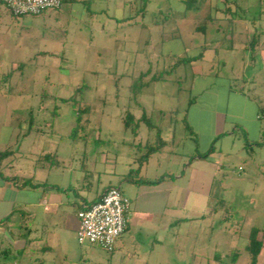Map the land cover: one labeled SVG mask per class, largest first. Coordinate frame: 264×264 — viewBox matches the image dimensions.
Wrapping results in <instances>:
<instances>
[{
  "label": "rangeland",
  "instance_id": "1",
  "mask_svg": "<svg viewBox=\"0 0 264 264\" xmlns=\"http://www.w3.org/2000/svg\"><path fill=\"white\" fill-rule=\"evenodd\" d=\"M113 2L112 17L103 18L107 32L100 31L101 22L88 25L97 28L91 32L79 17L50 10L48 25H31L29 37L18 39L23 17L15 20L0 3V152L14 151L4 159L5 174L35 179L41 190L49 179L68 186L78 178L100 190L111 183L127 186L118 174L138 168L137 158L146 145H155L162 129L169 145L164 155L151 158L150 172L161 165L177 173L190 155L213 149L203 159L210 190L204 197L190 192L177 212L173 201L175 218L158 216L154 222L157 238L131 227L115 256L81 245L62 223L63 209L48 231L37 227V244L52 250H29L12 260L250 264L246 245L254 227L264 240V145L258 146L264 141V0ZM201 24L205 29L197 31ZM255 38L262 50L251 48ZM199 53L198 61L177 63ZM80 112L83 124L72 135ZM126 121L140 123L137 134Z\"/></svg>",
  "mask_w": 264,
  "mask_h": 264
},
{
  "label": "crops",
  "instance_id": "2",
  "mask_svg": "<svg viewBox=\"0 0 264 264\" xmlns=\"http://www.w3.org/2000/svg\"><path fill=\"white\" fill-rule=\"evenodd\" d=\"M0 3L2 4L1 0ZM113 3V0H70L58 11L64 10L65 14L70 18L76 16L79 17V21L82 24L87 25V27L92 24L93 21L101 22L102 27L100 28V31L107 32V27L103 22V18L110 19L112 17L110 15V9L113 6ZM76 7H78V10ZM48 13L49 11L45 14L35 16L38 17L36 18L37 20L31 22H26L23 17V29L17 34L16 38H22L24 37L23 35L29 37V28H31V25L40 24L43 27L48 25L47 22L50 19ZM13 18L18 21L20 19ZM209 19H211V17H205L206 21ZM221 19L231 24H236L238 22V20L233 17H223L220 18V20ZM202 23L204 24V22ZM141 25L145 27L144 22L140 23V27ZM203 28L205 29V25L203 26L201 24L196 30H202ZM228 29L230 36L235 34V30H233L235 27H233V25L229 26ZM90 30L93 32L96 31L97 28L93 27L90 28ZM18 47L19 44H17V48ZM257 49L262 50L261 45ZM190 51L192 52V49L188 52ZM201 57L202 53H199L193 55L191 58H195V61H198ZM240 95L243 99H250L247 98L248 96L244 92H240ZM190 106H193V102L190 103ZM186 124L189 123H185V128ZM191 128L193 129L192 126ZM161 133L162 135L164 133L162 132V129ZM165 141L167 142V140ZM168 145L169 142H167L166 147ZM158 153L164 155L163 150ZM192 156L193 158L190 155L189 162L179 163L180 167L178 172L176 171L177 173H173L172 171L164 172V168L161 165L160 167L158 166L159 168L155 172H150L149 164L151 157L150 160L141 167L139 174L136 175V177L127 178L128 180L125 179L131 170H135L132 167L118 174L120 180L123 179L124 182L127 183V186H124L122 185L123 182H120L119 186L124 194L132 201V205L127 232L119 238L115 250L109 253H113V256H115L121 243L125 240V235L130 231L131 227L136 228L140 233L150 232L149 235H155L157 238L158 233L153 228V226H155L154 222L156 219H160L158 216H161V218L164 216L175 218L176 215L171 209L173 201H175L174 207L177 206L175 207V212H177L180 209L178 207L181 206L178 205V202L184 197L186 198L190 192L201 197H204L205 194L209 192L211 182L209 167L205 164L206 161L200 157L199 153L193 154ZM138 159L139 158H137V160ZM106 161L109 162L108 157ZM49 180L44 181V188L41 190V187H18V185L8 183L0 178V264H18L16 261L12 260V257L15 256V254L25 256L29 250H52V247L50 246L40 247L39 244H37V242L42 240V238L37 235L39 232L37 227L48 231L52 226V222H54L52 221L53 215L59 214L63 209L62 223L65 226H69L77 235L80 225L78 217L79 212L97 202L109 187L117 186L116 184L111 183L100 190L99 186L94 188V185L86 183V181L85 183H82L78 178L74 181H70L71 183L68 186L60 181L51 182ZM184 180H187L188 185L190 184V186H184L182 183ZM33 182L35 184H40V182H37L35 179ZM22 194L26 196L25 199L20 197ZM10 215H12L11 218L8 221H4L6 218H9ZM200 216L203 217V213H201ZM196 218L200 219L201 217H195V219ZM182 220L184 219H180V221ZM170 225L172 226V224ZM141 235L142 234H140V236ZM18 241H21L22 246L19 248L14 247L15 242ZM7 245L8 247H6ZM263 251L264 248L259 256L258 264H264V256H261ZM2 257H5V259L3 260ZM35 264H46V261H41Z\"/></svg>",
  "mask_w": 264,
  "mask_h": 264
},
{
  "label": "built area",
  "instance_id": "3",
  "mask_svg": "<svg viewBox=\"0 0 264 264\" xmlns=\"http://www.w3.org/2000/svg\"><path fill=\"white\" fill-rule=\"evenodd\" d=\"M14 16L41 15L60 9L62 0H2ZM242 170V168H240ZM131 200L120 187H111L96 203L82 209L77 239L81 245L90 244L113 252L119 238L127 231Z\"/></svg>",
  "mask_w": 264,
  "mask_h": 264
},
{
  "label": "trees",
  "instance_id": "4",
  "mask_svg": "<svg viewBox=\"0 0 264 264\" xmlns=\"http://www.w3.org/2000/svg\"><path fill=\"white\" fill-rule=\"evenodd\" d=\"M69 1L70 0H62L63 5L65 3H67V2H69ZM2 4L4 5L3 1H2ZM60 9H57V10H60ZM45 13H47V12H45ZM45 13H43V14H45ZM33 16H39V15H33ZM14 17L15 18H22V17H25V16H14ZM260 45H261L260 40L255 38L254 41L252 42V47L251 48L253 49V51L254 50L256 51L257 48L260 47ZM193 61H195V58H184V57H182V58H179V60L177 61V63H181V62H193ZM82 119H83V114H81V112H80V114H78V119H77L78 122L76 123V125L74 127V131H73V134L72 135H74L78 131L77 129L80 128V125L83 124ZM143 119L145 120V122L148 124L149 127H153L152 123L149 120H147L148 118H147L146 111H144ZM134 120H135V118L132 117L131 118V121L133 122ZM139 121H141V119ZM134 124L135 125H132L130 122L126 121V125L128 127H132V130L134 131V133L137 134V130L139 129V124L140 123L137 122V123H134ZM186 128L191 132V134H194L193 129L191 128V126L189 124H186ZM222 136H224V135H221L220 137H222ZM166 145H167V142L162 137L161 130H159L158 131L157 141L155 142V145L148 144L146 146L145 153L142 154L139 157V159H138V164H139L138 165V168L135 169V170H131L125 179L131 178L134 175H138L141 167H143L150 160V158L154 154L162 151L166 147ZM263 145H264V141L258 143V146H260V147L263 146ZM212 151H213V149L210 150V151H208L207 153H204V154L200 155V157L202 159H208L210 157ZM13 153H14V151H9V150H7L5 152H0V178L1 179H4L8 183L18 185V187H23V188H38V187H40V184H35L32 179H22L20 177L7 176L5 174V169L3 167L4 159L7 158V157H9V156H11ZM44 158L45 159H49V158L52 159V156L51 155H46V156H44ZM111 187H117V186H111ZM111 187H109V188H111ZM11 216L12 215H10L9 218H6L4 221H8L11 218ZM261 233H262V231L259 228L254 227L252 229L250 235H249L248 244L246 245V251L248 252V254L250 256V264H258L259 263V256H260V254H261V252H262V250L264 248V240H262L260 238Z\"/></svg>",
  "mask_w": 264,
  "mask_h": 264
}]
</instances>
